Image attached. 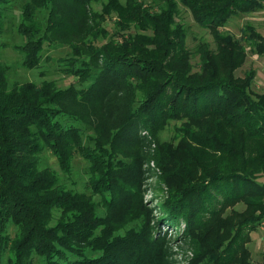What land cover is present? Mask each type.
<instances>
[{"label": "trees", "instance_id": "16d2710c", "mask_svg": "<svg viewBox=\"0 0 264 264\" xmlns=\"http://www.w3.org/2000/svg\"><path fill=\"white\" fill-rule=\"evenodd\" d=\"M12 1L0 0V37ZM179 3L216 44L199 45L195 72ZM262 9L264 0H26L15 46L22 66L38 69L45 47L68 46L60 67L81 87L11 85L0 59V264H167L141 197L148 159L163 171L169 223L186 224L193 264H252L246 245L264 221V93H250L255 70L236 76L246 49L221 29ZM112 17L119 40L103 26ZM244 35L264 57V35L250 25ZM171 125L174 141L161 142ZM45 150L66 174L76 154L87 160L91 194L42 169ZM239 202L240 220L221 221Z\"/></svg>", "mask_w": 264, "mask_h": 264}, {"label": "rangeland", "instance_id": "374dc122", "mask_svg": "<svg viewBox=\"0 0 264 264\" xmlns=\"http://www.w3.org/2000/svg\"><path fill=\"white\" fill-rule=\"evenodd\" d=\"M25 2L26 0H13L9 5L6 11L4 34L0 37L1 42L7 44L6 48L0 50V59L3 64L10 68L9 81L11 85L16 82L23 83L26 81H33L41 85L43 81H54L59 88L63 89L69 86L81 87L75 77L65 74L60 67L59 61L70 56L71 50L68 46L54 45L45 47L42 53L41 66L38 69L28 70L22 66L23 55L15 49V46L23 43V39L17 33V26L21 19L22 6ZM146 2L148 5H154V0H146ZM94 10L101 12V6L94 5ZM177 22L185 26L187 34L186 45L191 54V64L194 72L198 71L200 58L197 48L201 43L206 42L211 49H216V44L209 30L196 24L191 13L180 3L178 5ZM248 25L264 35V9L251 14L234 16L221 31L239 40L245 47L246 60L242 67L237 70L236 76L243 78L247 72L255 70L256 77L250 87V93L253 97H256V95L264 93V57L258 55L254 46L246 39L244 30ZM103 26L110 33L108 39H120L119 34L116 35L118 27L116 26L115 17L108 19ZM131 34H134V31H131ZM103 42H108V40H101V43ZM141 135L147 139L146 151L150 155L154 154L156 144L153 142V138L147 132H142ZM174 137V125H171L159 135L161 142H173ZM40 167L56 171L61 178V183L68 189L91 194L89 189L90 164L80 154L75 155L70 174L61 171L57 158L49 150H45L42 153ZM143 171L144 181L140 190L143 206L149 211V217L154 227L153 233L165 240L168 256L166 258L168 260L167 264H193L197 256L192 241L185 235V222L181 220L178 225H171L168 221V213L161 207V202L168 197V187L161 179L163 171L153 159L145 161ZM261 181L264 182L263 180ZM95 199L97 202L102 200L99 196H95ZM245 211V203H236L222 212L220 220L225 221L233 218L239 221L240 219L236 217V214H242ZM56 216H58L57 213ZM164 219H166L165 222ZM215 229L211 230L210 235L217 234ZM15 231V227L10 225L9 232L12 236ZM223 238L225 237L222 236L221 239ZM250 238L251 241L246 246L251 254V263L264 264V229L261 224L251 234ZM6 260L7 257L5 258V264H7ZM34 264L41 263L38 259H35Z\"/></svg>", "mask_w": 264, "mask_h": 264}, {"label": "built area", "instance_id": "2783aa9c", "mask_svg": "<svg viewBox=\"0 0 264 264\" xmlns=\"http://www.w3.org/2000/svg\"><path fill=\"white\" fill-rule=\"evenodd\" d=\"M261 225H262V227H263V229H264V221L261 223Z\"/></svg>", "mask_w": 264, "mask_h": 264}]
</instances>
